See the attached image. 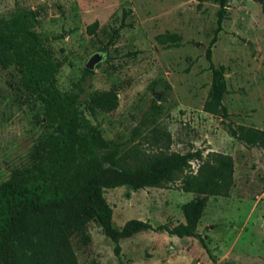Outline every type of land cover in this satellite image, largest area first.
<instances>
[{
	"label": "rangeland",
	"instance_id": "rangeland-1",
	"mask_svg": "<svg viewBox=\"0 0 264 264\" xmlns=\"http://www.w3.org/2000/svg\"><path fill=\"white\" fill-rule=\"evenodd\" d=\"M19 10L34 13L32 30L59 64L56 88L77 94L81 119L116 157L132 161L158 151L197 150L233 162L228 197H208L196 228L209 254L198 239L146 230L120 240L115 255L92 221L86 245L70 239L77 264H264V152L229 134L237 126L264 130V0H227L217 34L216 0L199 7L196 0H0L1 18ZM164 33L176 36L175 46L156 42ZM207 49L213 65L224 68L225 121L202 110L210 85ZM94 54L100 60L84 76ZM108 90L116 108L91 110V94ZM52 128L40 102L22 89L17 70L0 68V183L26 164ZM196 168L191 162L189 171ZM102 195L116 229L132 219L152 228L182 223L181 206L196 197L183 193L179 181L137 191L105 189Z\"/></svg>",
	"mask_w": 264,
	"mask_h": 264
},
{
	"label": "trees",
	"instance_id": "trees-1",
	"mask_svg": "<svg viewBox=\"0 0 264 264\" xmlns=\"http://www.w3.org/2000/svg\"><path fill=\"white\" fill-rule=\"evenodd\" d=\"M197 6L203 0H196ZM218 5L216 29L220 31L227 0ZM34 13L19 10L9 18L0 17V68L13 66L22 89L38 100L42 117L51 131L41 137L28 155L26 164L13 170L0 183V264H77L70 239L89 241L88 224L97 222L112 242L115 255L119 241L142 231H163L177 238L198 239L196 232L208 197L227 198L233 185V162L223 154L197 150L184 154L158 151L129 161L109 151L99 131L81 119L75 93L56 88L59 64L32 30ZM95 24L88 27L93 31ZM158 44L176 45L174 34L157 35ZM215 41V36L211 44ZM210 85L202 106L204 113L227 118L222 99L227 93L224 68L214 66L206 51ZM90 72L83 69V75ZM79 88L78 84H76ZM117 106L112 90L89 97V108L101 112ZM229 134L238 142L264 152V130L237 126ZM197 162L195 172L190 163ZM179 181L183 193L196 197L181 206L182 223L152 228L139 220H128L119 229L111 222V209L103 190L126 187L132 191L160 188Z\"/></svg>",
	"mask_w": 264,
	"mask_h": 264
},
{
	"label": "water",
	"instance_id": "water-1",
	"mask_svg": "<svg viewBox=\"0 0 264 264\" xmlns=\"http://www.w3.org/2000/svg\"><path fill=\"white\" fill-rule=\"evenodd\" d=\"M100 58L98 55L94 54L92 55L86 62L84 68L88 71H91L94 66L99 62Z\"/></svg>",
	"mask_w": 264,
	"mask_h": 264
}]
</instances>
